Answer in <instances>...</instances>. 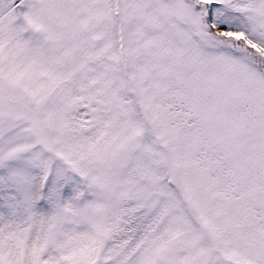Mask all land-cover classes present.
I'll use <instances>...</instances> for the list:
<instances>
[{"label":"snow or ice","instance_id":"snow-or-ice-1","mask_svg":"<svg viewBox=\"0 0 264 264\" xmlns=\"http://www.w3.org/2000/svg\"><path fill=\"white\" fill-rule=\"evenodd\" d=\"M0 264H264V0H0Z\"/></svg>","mask_w":264,"mask_h":264}]
</instances>
